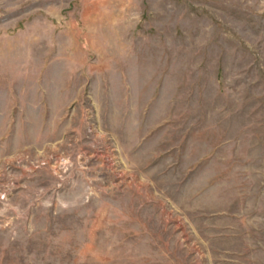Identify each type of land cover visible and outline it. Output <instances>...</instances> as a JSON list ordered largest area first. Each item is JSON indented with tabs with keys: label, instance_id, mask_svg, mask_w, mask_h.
<instances>
[{
	"label": "rangeland",
	"instance_id": "rangeland-1",
	"mask_svg": "<svg viewBox=\"0 0 264 264\" xmlns=\"http://www.w3.org/2000/svg\"><path fill=\"white\" fill-rule=\"evenodd\" d=\"M0 264H264V0H0Z\"/></svg>",
	"mask_w": 264,
	"mask_h": 264
}]
</instances>
